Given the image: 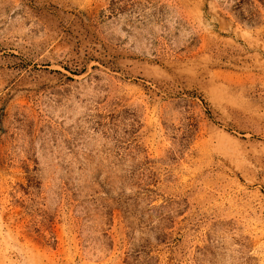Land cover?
<instances>
[{
    "label": "rangeland",
    "instance_id": "obj_1",
    "mask_svg": "<svg viewBox=\"0 0 264 264\" xmlns=\"http://www.w3.org/2000/svg\"><path fill=\"white\" fill-rule=\"evenodd\" d=\"M222 1L0 0V264H123L121 213L108 227L72 198L80 167L109 164L98 115L123 110L155 204L186 203L159 264H264V19L242 24ZM156 83L206 102L175 159Z\"/></svg>",
    "mask_w": 264,
    "mask_h": 264
},
{
    "label": "trees",
    "instance_id": "obj_2",
    "mask_svg": "<svg viewBox=\"0 0 264 264\" xmlns=\"http://www.w3.org/2000/svg\"><path fill=\"white\" fill-rule=\"evenodd\" d=\"M221 5L242 24L255 26L264 19V0H223ZM153 87L160 90L158 96L164 94L162 101L168 106L163 110V124L169 125L175 134V149L170 154L175 159V153H182L194 141L200 124L197 112L206 106V102L196 92L169 83L148 87L151 94H157ZM175 114L177 125L167 120ZM205 114L210 115L208 111ZM98 119L101 127L113 131L109 139L111 154L105 156L109 164L106 168L95 167L90 171L80 167L86 174L85 184L72 191V198L82 208L83 219L88 218L94 206V211L99 212L108 227L113 223L114 212L121 213L130 241L123 264H159L156 248L171 239L170 230L176 217L184 212L186 203L166 199L162 204H155L159 196L155 189L158 175L148 167L151 161L145 150L133 140L140 128L136 112L123 110L113 113L108 123H103L104 117L101 115H98ZM119 124L122 125L120 132ZM102 233L107 239L106 246L111 247V237L105 231Z\"/></svg>",
    "mask_w": 264,
    "mask_h": 264
}]
</instances>
